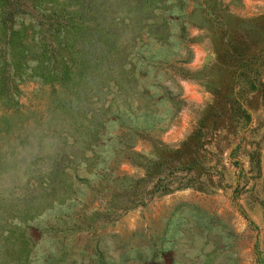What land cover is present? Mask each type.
Returning <instances> with one entry per match:
<instances>
[{"label":"rangeland","instance_id":"1","mask_svg":"<svg viewBox=\"0 0 264 264\" xmlns=\"http://www.w3.org/2000/svg\"><path fill=\"white\" fill-rule=\"evenodd\" d=\"M264 0H0V264H264Z\"/></svg>","mask_w":264,"mask_h":264},{"label":"crops","instance_id":"2","mask_svg":"<svg viewBox=\"0 0 264 264\" xmlns=\"http://www.w3.org/2000/svg\"><path fill=\"white\" fill-rule=\"evenodd\" d=\"M264 142V141H263ZM263 153H264V149H263Z\"/></svg>","mask_w":264,"mask_h":264}]
</instances>
